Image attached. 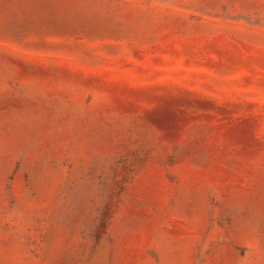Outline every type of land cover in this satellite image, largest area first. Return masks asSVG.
Segmentation results:
<instances>
[{
	"label": "rangeland",
	"instance_id": "rangeland-1",
	"mask_svg": "<svg viewBox=\"0 0 264 264\" xmlns=\"http://www.w3.org/2000/svg\"><path fill=\"white\" fill-rule=\"evenodd\" d=\"M0 264H264V0H0Z\"/></svg>",
	"mask_w": 264,
	"mask_h": 264
}]
</instances>
